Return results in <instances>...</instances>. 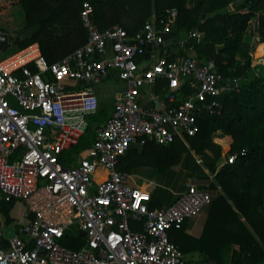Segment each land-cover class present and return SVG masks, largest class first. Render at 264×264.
I'll use <instances>...</instances> for the list:
<instances>
[{
  "label": "built area",
  "instance_id": "built-area-1",
  "mask_svg": "<svg viewBox=\"0 0 264 264\" xmlns=\"http://www.w3.org/2000/svg\"><path fill=\"white\" fill-rule=\"evenodd\" d=\"M92 13L84 0L87 40L59 60L47 62L37 42L0 58V199L21 200L27 218L8 238L0 221V241H7L0 264H189L168 228L208 205L210 191L189 184L171 204L151 208L145 190L117 163L145 139L186 143L199 129L198 114L220 113L217 98L237 89L238 79H226L213 61L166 53L176 8L160 25L153 12L134 34L119 24L101 30ZM112 73L124 88L114 95L111 115L96 128L86 155L74 166L62 165L60 155L99 109L94 86ZM159 80H166L162 94ZM184 85L192 92L185 94ZM68 230L82 232L79 248L60 243Z\"/></svg>",
  "mask_w": 264,
  "mask_h": 264
},
{
  "label": "trees",
  "instance_id": "trees-1",
  "mask_svg": "<svg viewBox=\"0 0 264 264\" xmlns=\"http://www.w3.org/2000/svg\"><path fill=\"white\" fill-rule=\"evenodd\" d=\"M83 1L0 0V15L7 7L18 5L23 21L17 34L10 35V41L18 48L37 42L51 63L86 42L87 30L80 17ZM88 1L93 6L92 19L101 30L119 24L129 34L140 31L153 12L160 25L168 10L176 8L174 28L165 36L169 41L164 46L166 53L172 58L191 49L201 62L213 61L226 79H238L237 89L217 98L220 113L198 114L199 129L186 137L187 144L177 139L158 145L145 139L141 148L131 147L119 157L117 168L132 172L147 167L163 173L183 163L191 176L206 178L204 165L214 174L210 187L219 186L223 193L212 200L200 237L177 228L171 240L184 253H200V258L189 259V264H264V0ZM191 31H198L201 37L189 36ZM251 54L252 60L260 63L252 65ZM164 86L166 80H159L156 91ZM182 89L185 94L192 92L187 85ZM215 135H230L232 142L229 136L224 137L230 144L222 148L213 141ZM94 138L95 130L89 126L68 150L84 149ZM233 154L235 160L228 162ZM19 203L14 216L12 210ZM24 211L25 205L19 199H0V212L6 222L21 218ZM80 237L84 236L77 230H68L64 236ZM82 243H74L73 248Z\"/></svg>",
  "mask_w": 264,
  "mask_h": 264
},
{
  "label": "crops",
  "instance_id": "crops-1",
  "mask_svg": "<svg viewBox=\"0 0 264 264\" xmlns=\"http://www.w3.org/2000/svg\"><path fill=\"white\" fill-rule=\"evenodd\" d=\"M96 128H95V134H96ZM227 136L231 138L230 141L231 143L232 137L230 135H222V136L215 135L213 137V141L220 144L223 148V145H227L229 143V141L223 139L224 137ZM142 145L143 143L137 142L132 144L131 147L138 146L141 148ZM76 163H78V161ZM183 165H184L183 163L177 164L175 166H172L170 169H168L163 173H157L154 170V168H147V167H141L135 171L127 172V173L131 175L130 183L132 185L139 186L145 190V193L147 194L146 202L151 208L158 207L163 204L165 205L171 204L176 199L179 193L187 189V186L189 184H193L198 186L199 188L209 190L212 196V200H214L216 197H218L223 193L222 188L219 186H216L214 188L210 187V184L214 182V174L210 173L209 170L204 167V165H202V167L205 170V172L208 174L206 178L191 176L192 172L190 170H187ZM158 180H160V182ZM163 181H168V184L163 183ZM161 184L163 186H161ZM211 203L212 201L208 205L203 207L201 211H199L197 214L186 218L181 224L179 225L172 224L168 228L169 236L173 238L175 229L181 228V230L188 235H191L193 237H200L208 217ZM23 213L21 218H15L13 221H10L13 225V228L16 223H21L25 221L26 218L23 217ZM0 221L3 224L10 223L5 221V218L1 212H0ZM130 225L134 228H140V223L136 221H130ZM187 256H189V259L196 260L199 259L201 255L197 251H192V252H188Z\"/></svg>",
  "mask_w": 264,
  "mask_h": 264
},
{
  "label": "rangeland",
  "instance_id": "rangeland-1",
  "mask_svg": "<svg viewBox=\"0 0 264 264\" xmlns=\"http://www.w3.org/2000/svg\"><path fill=\"white\" fill-rule=\"evenodd\" d=\"M232 7L233 5L228 6L229 9H232ZM22 21H23V12L18 5L7 7L4 11H2L0 15V27L7 30V32L12 36L17 34L16 31L21 26ZM252 23L253 22H251L250 24L252 25ZM253 39H255V37H253ZM259 44L256 46L257 50H259ZM16 50H18V46L15 43L10 42L6 47H4L0 51V58L10 55ZM187 54L194 55V51L191 49H188ZM251 63L252 65H254L260 62H254L252 60V54H251ZM123 88H124V82L121 79H119L114 73H112L109 77L101 80V82L97 83L94 86V92L97 94L99 98V109L95 114L88 115L86 117L92 129L95 130V128L98 125L105 122V120L111 115L114 95L116 92L122 90ZM144 90H145L144 97L146 98L148 93L151 91L150 86H146ZM158 93H161V91H158ZM89 147L90 146H87L86 148L79 149L78 151H75V152L69 151L68 149L64 150L61 154L62 156V158L60 159L61 164L64 166H69V167L76 165L77 164L76 162L79 161L80 157H83L86 155V152L89 149ZM158 181L160 182V180ZM163 183L168 184V181H163ZM161 186L163 185L161 184ZM19 202H22V201L19 200ZM19 206H20V203L19 205L16 204L15 207L13 208L12 214L14 216L17 215V212L19 211L18 209H20ZM2 228H3V234L5 237H11L13 235L14 228L11 222L2 224ZM83 239L84 237H80L79 239H76V238L68 239V238L63 237L60 239V243L67 247L73 248L75 247L74 243L78 242L81 244ZM185 254H186V260L189 261V256H187V253Z\"/></svg>",
  "mask_w": 264,
  "mask_h": 264
},
{
  "label": "water",
  "instance_id": "water-1",
  "mask_svg": "<svg viewBox=\"0 0 264 264\" xmlns=\"http://www.w3.org/2000/svg\"><path fill=\"white\" fill-rule=\"evenodd\" d=\"M18 37L16 36V39ZM8 39H9V35L7 33V31L4 30H0V51L7 46L8 44ZM7 241L5 239H3L2 241H0V247H4L6 246Z\"/></svg>",
  "mask_w": 264,
  "mask_h": 264
}]
</instances>
